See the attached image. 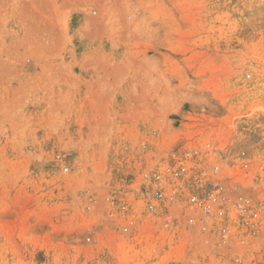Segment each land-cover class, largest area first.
I'll return each instance as SVG.
<instances>
[{
  "label": "rangeland",
  "instance_id": "1",
  "mask_svg": "<svg viewBox=\"0 0 264 264\" xmlns=\"http://www.w3.org/2000/svg\"><path fill=\"white\" fill-rule=\"evenodd\" d=\"M181 164L179 212L214 181L264 204V0H0V264H223L184 222L145 256L124 231Z\"/></svg>",
  "mask_w": 264,
  "mask_h": 264
},
{
  "label": "built area",
  "instance_id": "2",
  "mask_svg": "<svg viewBox=\"0 0 264 264\" xmlns=\"http://www.w3.org/2000/svg\"><path fill=\"white\" fill-rule=\"evenodd\" d=\"M190 154H185L186 158ZM193 171V167L181 164L174 169L145 175L144 185L152 189L154 196L142 198V210L130 208V221L124 231L130 232L131 247L139 250L142 256L157 254L159 237L164 231L160 227L175 229L184 222L191 242L199 234L210 245L212 257L225 259L223 264H264V259H258L261 253L252 251L251 257L250 251L241 245L260 233L264 224V204H252L243 198L233 203L222 183L214 181L208 182L206 196L190 192L186 211L179 212L176 204L182 200L180 196L186 194ZM197 181L201 183L202 179ZM140 192L143 193L141 189ZM152 217H162L161 224H151Z\"/></svg>",
  "mask_w": 264,
  "mask_h": 264
}]
</instances>
